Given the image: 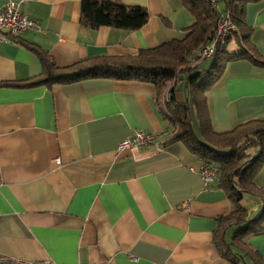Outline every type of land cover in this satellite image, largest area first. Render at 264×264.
<instances>
[{
  "label": "crops",
  "instance_id": "crops-1",
  "mask_svg": "<svg viewBox=\"0 0 264 264\" xmlns=\"http://www.w3.org/2000/svg\"><path fill=\"white\" fill-rule=\"evenodd\" d=\"M21 1L39 29L0 40V252L53 264H233L214 230L234 204L216 177L202 181L197 155L181 141L167 142L152 83L92 77L22 85L41 74L37 51L63 68L182 38L193 17L181 1L119 0L147 10L135 30L81 24L82 0ZM245 18L253 53L264 59V0L248 3ZM177 89L176 98L185 99ZM206 97L217 132L264 119V65L229 60ZM135 130L154 141L117 149ZM254 182L264 190V164ZM251 196L252 210L241 204L254 218L264 203ZM235 229L228 227L225 241ZM246 242L264 264V232Z\"/></svg>",
  "mask_w": 264,
  "mask_h": 264
},
{
  "label": "trees",
  "instance_id": "trees-1",
  "mask_svg": "<svg viewBox=\"0 0 264 264\" xmlns=\"http://www.w3.org/2000/svg\"><path fill=\"white\" fill-rule=\"evenodd\" d=\"M180 1L193 17L182 38H172L157 47L141 49L131 55L80 59L63 68L58 67L46 53L37 51L42 63L41 74L22 85L71 83L92 77L152 83L156 89L155 104L167 122V142L181 141L201 159L202 165L215 166L217 184L234 204L233 211L219 217L214 230V242L221 255L233 264H239V260L244 258L250 259L251 263L244 261L243 264H262L257 251L246 242V238L264 232V205L259 215L249 218L241 199L246 193L259 196L264 203V190L254 182L256 172L264 164V119H249L229 131L217 132L212 126L206 97L207 89L229 60L248 58L254 64L264 65V59L253 53L252 28L245 18L247 4L259 0ZM220 13L226 14L232 28L225 40L216 45L208 70H200L198 64L205 58L200 57L199 51L212 39ZM147 17L144 7L126 5L119 0H82L81 3L80 22L91 28L105 25L135 30L147 21ZM232 43L238 51L228 50ZM181 77L187 94L185 99L178 100L175 93ZM191 105L197 133L191 121ZM229 226H236V229L227 242L224 236Z\"/></svg>",
  "mask_w": 264,
  "mask_h": 264
},
{
  "label": "built area",
  "instance_id": "built-area-1",
  "mask_svg": "<svg viewBox=\"0 0 264 264\" xmlns=\"http://www.w3.org/2000/svg\"><path fill=\"white\" fill-rule=\"evenodd\" d=\"M21 0H8L3 7L0 8V40L6 43H11L14 37L20 33L25 32L30 28L39 29L35 20L31 19L23 13L20 9ZM217 8V4L213 3ZM231 25L228 22L226 14L220 13L217 19L215 30L212 39L207 42L199 51L201 58L211 57L214 53L215 47L218 43L225 40L229 34ZM171 84V83H170ZM166 97V95H165ZM154 141L152 133L143 130H135L129 137L121 140L117 149L122 150L137 145H147ZM200 177L205 184L213 182L216 177L215 166L202 165L200 170ZM0 264H53L51 260L33 261L24 259L15 255H10L0 252ZM86 264H110L89 262Z\"/></svg>",
  "mask_w": 264,
  "mask_h": 264
},
{
  "label": "rangeland",
  "instance_id": "rangeland-1",
  "mask_svg": "<svg viewBox=\"0 0 264 264\" xmlns=\"http://www.w3.org/2000/svg\"><path fill=\"white\" fill-rule=\"evenodd\" d=\"M230 46H231V44H230ZM211 61H212V58H211V57L205 58L203 61H200L199 64H198V69H200V70H204V71L208 70ZM180 82H181V83H184V81L182 80V77H181V78L179 79V81H178V85H177L178 87H177V88L182 89V87H183V88H184V93H185V95H186V94H187V90H186V88L184 87V84H180V85H179ZM171 84H172V83H171ZM171 84H170V85H171ZM190 112H191V118H192V125H193L194 129L197 130L196 118H195V114H194V108L192 107V105H191V108H190ZM248 199H251V200L253 201V199H256V198L253 197V196H251V195H246V196H244V198L242 199V203H243V205L246 206L249 210H252V208H253V207H252L253 203H252V201H250V200H248ZM260 210H261V208H259V209L256 210V211H252V212H250V213H249V216H250V217H253V216L257 215V214L260 212ZM229 232H230V231H229Z\"/></svg>",
  "mask_w": 264,
  "mask_h": 264
}]
</instances>
